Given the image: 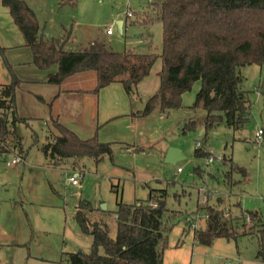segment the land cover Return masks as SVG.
<instances>
[{
  "label": "rangeland",
  "instance_id": "374dc122",
  "mask_svg": "<svg viewBox=\"0 0 264 264\" xmlns=\"http://www.w3.org/2000/svg\"><path fill=\"white\" fill-rule=\"evenodd\" d=\"M24 1L33 9L45 37L65 38V50L86 49L88 41L95 39L116 52L161 53V23H141L142 18L155 16L153 0ZM121 20H126L122 33L116 24ZM11 24L0 18V39L10 43L5 47L0 41V85L9 83L13 73L21 81L15 90V114H9L10 119L16 118L14 130L20 143L4 157L11 159L22 150L25 162L5 167L0 161V264H69L68 253H88L92 243V236L81 232L74 218L80 201L94 208L87 212L89 221H104L113 238L116 203L145 202L152 189L165 190L166 206L179 211L166 233L163 264H264L255 259L257 227L248 214L264 215L263 69L251 64L239 70L240 87L250 102L248 121L233 129L222 119L206 134L200 122L206 112L191 107L200 80L182 94L183 107L170 111L156 107L144 117L131 115L142 109L159 86L160 56L133 94L127 95L119 82L93 92L95 72L86 71L67 80L64 84L75 90L55 100L56 86L40 81L56 65L50 69L33 65L30 48ZM108 26L112 35L106 34ZM51 114L81 139L96 136L110 143L111 156L97 163L88 157L46 158L41 148L58 134ZM190 120L196 125L184 132ZM259 129L263 134L256 138ZM12 139L8 136L6 144L12 146ZM196 140L212 162L207 156L194 155ZM169 147L183 156L175 164L164 161L163 152ZM223 157L246 170L245 177L233 174L230 187L224 181L229 166ZM75 174L77 185L69 181ZM206 205L221 208L225 217L236 216L240 235L215 238L208 246L196 241L193 230L204 227L201 207Z\"/></svg>",
  "mask_w": 264,
  "mask_h": 264
},
{
  "label": "trees",
  "instance_id": "16d2710c",
  "mask_svg": "<svg viewBox=\"0 0 264 264\" xmlns=\"http://www.w3.org/2000/svg\"><path fill=\"white\" fill-rule=\"evenodd\" d=\"M1 4L8 8L24 44L30 48L33 65L39 69L57 66L55 72L47 75L46 83L58 85L73 74L94 71L96 86L93 92L119 82L130 95L160 56L159 86L147 97L142 109L131 112L132 116H147L156 107L161 111L183 107L182 94L190 90L194 81L200 80L201 86L191 107L206 112L200 121L206 134L219 120L224 119L228 127L236 129L249 119L250 102L247 92L240 87L243 76L239 70L242 66L255 64L264 71V0H153L151 9L155 16H146L141 23H161L160 55L131 49L116 52L97 40L86 49L68 51L64 49L65 38L45 37L33 9L24 0H1ZM125 24L126 20L122 22V31ZM20 82L13 73L9 83L0 85L1 154L10 152L20 143L14 130L16 118H9ZM53 125L58 134L53 142H47L41 148L46 158L88 157L97 163L104 156H111L110 143L100 142L96 136L81 139L56 120ZM195 125L196 121L190 120L183 131L192 130ZM8 136L13 138L12 146L6 144ZM21 151L18 153L24 158ZM194 155L210 156L198 147ZM221 160L229 166L224 176L228 187L232 186L234 173L246 176L245 168L235 164L230 157ZM166 195L165 190L152 189L145 202H117L113 238L109 236V227L104 221H89L87 212L94 208L89 202L80 201L74 218L81 232L92 236V243L88 253H68L67 262L163 264L166 233L179 216L178 210L166 206ZM201 209L207 214L205 225L193 230L194 239L200 244L208 246L215 238L235 239L240 235L236 216L225 217L221 208L210 205ZM248 214L255 219L257 227L255 259L264 263V215L257 211Z\"/></svg>",
  "mask_w": 264,
  "mask_h": 264
},
{
  "label": "crops",
  "instance_id": "0c3cea01",
  "mask_svg": "<svg viewBox=\"0 0 264 264\" xmlns=\"http://www.w3.org/2000/svg\"><path fill=\"white\" fill-rule=\"evenodd\" d=\"M1 17H3L4 19H7L8 21H10L12 24H11V27L12 28H14L15 30H16V28H15V26H13V20H12V18H11V16H10V14H9V10H8V8L7 7H5V6H3L2 4H1V0H0V18ZM122 21V20H121ZM124 21V20H123ZM122 21V22H123ZM118 21H116V23H117ZM15 25V24H14ZM17 31V30H16ZM112 34H113V32H112ZM112 34H110V35H112ZM18 35V34H17ZM19 36V35H18ZM20 37V36H19ZM23 39V38H22ZM21 38H19V40H21L20 42H22L23 40H22ZM16 40H17V36H16ZM95 39H90L89 41H88V43L90 44L91 42H93ZM0 41H1V44H3V46H5V45H10V43L8 42V41H3V39H0ZM24 42V41H23ZM6 47V46H5ZM53 66V65H52ZM57 67V66H56ZM56 67H54V69L52 70V72H55L56 71ZM50 69V68H49ZM81 73V72H80ZM76 74H78V73H76ZM76 74H73V75H71V76H69V77H67L61 84H58V85H54V86H56V91H57V93H56V95L54 96V99L56 100L57 98H59L60 96L61 97H66L67 95H68V92L69 91H73V90H75V89H69L67 86H66V84H64L67 80H69V79H71V77H74ZM83 74V73H82ZM47 79V78H46ZM46 79L45 80H41L40 82L41 83H44V84H46ZM95 80H96V75H95V78H94ZM76 91H90V89H79V90H76ZM42 98V97H41ZM42 100L43 101H45L44 100V98H42ZM138 110V109H137ZM51 117H52V120H56L57 122H59L58 121V118H54V116L51 114L50 115ZM58 116V115H57ZM164 152H163V156H164Z\"/></svg>",
  "mask_w": 264,
  "mask_h": 264
},
{
  "label": "built area",
  "instance_id": "2783aa9c",
  "mask_svg": "<svg viewBox=\"0 0 264 264\" xmlns=\"http://www.w3.org/2000/svg\"><path fill=\"white\" fill-rule=\"evenodd\" d=\"M112 27L111 26H108V28H106V34L107 35H110V34H112ZM12 112H13V110H12ZM13 114H15L14 112H13ZM262 134H263V131L261 130V129H259V130H257L256 132H255V137L256 138H260L261 136H262ZM201 143H200V141L199 140H196L195 141V146L196 147H198L199 145H200ZM0 161H2L3 163H4V165H5V167H11V166H13V165H16V164H19V163H24L25 161H24V158L20 155V154H14V156L11 158V159H7V158H5L4 157V154H1L0 153ZM213 161V158L212 157H208V162L210 163V162H212ZM177 171H181V168L179 167L178 169H177ZM78 175L77 174H75L74 176H70L69 177V181L73 184V185H77L78 184V177H77ZM264 200V199H263ZM204 218L206 219L207 218V214H205L204 215ZM222 264H229V262H222Z\"/></svg>",
  "mask_w": 264,
  "mask_h": 264
},
{
  "label": "water",
  "instance_id": "95a60500",
  "mask_svg": "<svg viewBox=\"0 0 264 264\" xmlns=\"http://www.w3.org/2000/svg\"><path fill=\"white\" fill-rule=\"evenodd\" d=\"M117 30L122 33V21H118L117 23ZM260 92L264 93V80L261 84ZM183 156L181 154V151L177 148L169 147L165 154H164V161L175 164L177 161L182 159ZM103 208H105V205H103Z\"/></svg>",
  "mask_w": 264,
  "mask_h": 264
}]
</instances>
